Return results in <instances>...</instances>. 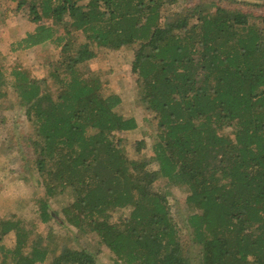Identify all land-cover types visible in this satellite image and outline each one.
Instances as JSON below:
<instances>
[{
    "label": "trees",
    "instance_id": "trees-1",
    "mask_svg": "<svg viewBox=\"0 0 264 264\" xmlns=\"http://www.w3.org/2000/svg\"><path fill=\"white\" fill-rule=\"evenodd\" d=\"M3 1L37 12L10 48L48 44L56 57L39 78L0 67V105L32 127L29 156L4 136L0 173L41 187L30 220L0 209V264H96L101 245L114 264H264V14L198 13L178 0ZM120 50L132 53L134 91L151 114L147 157L136 118L118 109L121 81L83 71ZM156 181L186 191L190 242ZM57 194L68 200L52 209ZM71 229L93 251L70 242Z\"/></svg>",
    "mask_w": 264,
    "mask_h": 264
},
{
    "label": "rangeland",
    "instance_id": "rangeland-1",
    "mask_svg": "<svg viewBox=\"0 0 264 264\" xmlns=\"http://www.w3.org/2000/svg\"><path fill=\"white\" fill-rule=\"evenodd\" d=\"M262 3H264V0H178L175 8L181 9L182 7L197 6L196 12L204 13L213 10L215 6L219 5L228 8H239L254 15H260L264 14V5ZM36 15V10L29 2H26L19 8L14 1H3L0 4V67L8 78H11V71L15 68L25 70L32 78L48 76L52 70V62L56 57V51L52 49V46L41 44L25 50H12L10 48L11 42L36 25ZM73 39L75 43L82 40L79 35L75 37V34H73ZM132 58V53L129 50L116 51L109 59L90 63L83 68V71L89 72L98 69H109L112 71V75L115 74L116 79L121 81L122 102L118 109L125 115H133L136 118L139 132L135 137L145 140L146 147L141 153L147 157L151 154L150 145L152 144L153 138L151 136V127L144 120V117L147 118L149 116L150 119L151 114L144 111L134 91L135 84L133 79L135 76L130 72L129 65ZM51 89L53 90V88ZM0 116H3L5 119L4 123H0V142L7 135L9 146L15 147V145H19L24 150V153L29 156L30 147L28 148L25 145L24 135L29 133L32 127L24 116L23 111L10 108L8 101L0 105ZM14 147L10 152L11 157L16 155V148ZM125 149L129 157H134L135 154L132 148L127 146ZM151 166L153 167V164ZM10 168L17 170L13 162H11ZM0 182L3 183L0 189V209H9V211H14L15 213H19V215L22 214L25 219L30 220V210L34 208L30 199L41 190V187L37 189L34 184L20 182L16 178V172L8 173L5 171L0 173ZM152 188L157 191L167 192V200L170 204L171 214L176 223L181 227L180 237L184 242L189 241V230L184 222L186 214L182 204L186 191L178 186H164L161 181H156ZM67 200L68 197L66 195L57 194L50 200V208L59 209L65 205ZM65 235L69 237V240L73 238L70 242H74L79 248H86L90 251H93L95 248L93 239L88 236L86 239V237L81 236L78 230L71 229ZM6 241L12 245V233H9ZM192 246V257H194L195 246ZM99 249L96 264H114L109 250L102 245ZM195 261L193 259L192 264H196Z\"/></svg>",
    "mask_w": 264,
    "mask_h": 264
}]
</instances>
